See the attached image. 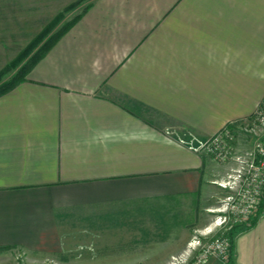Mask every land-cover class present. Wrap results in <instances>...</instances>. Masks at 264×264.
<instances>
[{"label":"crops","instance_id":"crops-1","mask_svg":"<svg viewBox=\"0 0 264 264\" xmlns=\"http://www.w3.org/2000/svg\"><path fill=\"white\" fill-rule=\"evenodd\" d=\"M73 1L0 0V69ZM263 98L264 0H92L0 95V257L215 229L233 162L198 147ZM231 229L229 264H264V202Z\"/></svg>","mask_w":264,"mask_h":264},{"label":"built area","instance_id":"built-area-1","mask_svg":"<svg viewBox=\"0 0 264 264\" xmlns=\"http://www.w3.org/2000/svg\"><path fill=\"white\" fill-rule=\"evenodd\" d=\"M241 126L239 132L237 127ZM239 133L252 137V146L239 150ZM219 162H233L225 178L218 184L227 189L215 223L221 225L227 220L236 224L250 225L264 202V98L255 112L237 124H228L198 147ZM211 255L218 256L229 264L232 255L231 238L228 235L210 240L190 264H204ZM176 260V258H173ZM172 264H176L174 261Z\"/></svg>","mask_w":264,"mask_h":264},{"label":"rangeland","instance_id":"rangeland-1","mask_svg":"<svg viewBox=\"0 0 264 264\" xmlns=\"http://www.w3.org/2000/svg\"><path fill=\"white\" fill-rule=\"evenodd\" d=\"M91 2L92 0H85L81 4H78L76 8H73L65 15L61 24L71 20L75 15L81 13L85 6L90 5ZM11 75L12 72H8L4 76V79H8ZM240 123L241 121L239 124ZM240 128L241 126L237 127V130H242ZM240 134L244 133H239L237 142ZM245 136L247 138L252 137L248 134H245ZM239 150L241 149L239 148ZM226 195L227 194H225V196ZM225 196L221 197L216 208L213 210L214 212L211 213L213 219L212 224L216 221L219 214H221L218 213L217 209L221 207V200ZM196 219L197 218H194L192 221L197 222ZM234 224L236 223L233 220H227L221 225H215L218 227V229L217 227L215 228L217 229L216 231L213 227L209 228L210 226L204 228L195 226L194 228H190L187 232L189 233L191 231L190 234H192V236L190 241L188 240L186 244L180 241L181 237L183 239V230L180 231L181 228H179L176 234L174 233L170 236H166L161 244H155L156 246L160 245V249H163L162 252L160 249L159 251L156 249L157 251L155 253L150 252L149 247H151V244L111 243L108 244L109 248L104 247L100 250L95 244L82 242L78 244H65L63 249L60 251H51L42 255L29 254L27 257L23 254L16 257L6 255L7 257H0V261L1 264H172L174 260L173 258L175 257L176 260L174 261H177L176 264H190L195 260V257L201 253L203 246L210 240L222 235L229 236V233L232 230L231 227ZM161 253L163 256L160 258L148 257L152 254L161 255ZM169 253L172 254V256H170V258H166L165 256Z\"/></svg>","mask_w":264,"mask_h":264},{"label":"trees","instance_id":"trees-1","mask_svg":"<svg viewBox=\"0 0 264 264\" xmlns=\"http://www.w3.org/2000/svg\"><path fill=\"white\" fill-rule=\"evenodd\" d=\"M83 1L85 0H76L67 5L65 9L59 12L14 59L0 69V95L24 81L32 67L42 59L56 42L76 23L90 5H86L83 11L75 15L71 20L63 24H61V21L69 11L76 8V6ZM8 72H12L11 77L4 79V76ZM253 221L254 219L252 222ZM229 237L233 244L232 231H230Z\"/></svg>","mask_w":264,"mask_h":264}]
</instances>
